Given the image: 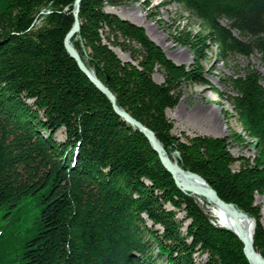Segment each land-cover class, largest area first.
Here are the masks:
<instances>
[{
    "label": "trees",
    "instance_id": "trees-1",
    "mask_svg": "<svg viewBox=\"0 0 264 264\" xmlns=\"http://www.w3.org/2000/svg\"><path fill=\"white\" fill-rule=\"evenodd\" d=\"M73 2L0 0V207L11 214L28 197L39 206L19 264H195V252L206 255L203 264H250L239 238L212 223L200 205L204 198L179 190L146 137L114 113L68 55L62 42ZM175 2L204 31L178 38L193 51L189 68L169 59L142 26L106 11L111 0H82L79 32L70 41L116 105L155 133L170 160L178 151L185 171L254 220L251 241L264 257L255 203L264 195L260 74L247 65L224 81L230 109L253 139V157L233 156L222 136L182 140L165 112L179 102L182 85L207 84L195 66L207 42L220 57L257 52L264 60V0ZM156 69L160 83L151 76ZM60 129L63 141L55 140Z\"/></svg>",
    "mask_w": 264,
    "mask_h": 264
},
{
    "label": "rangeland",
    "instance_id": "rangeland-1",
    "mask_svg": "<svg viewBox=\"0 0 264 264\" xmlns=\"http://www.w3.org/2000/svg\"><path fill=\"white\" fill-rule=\"evenodd\" d=\"M111 1L114 4H106V11L142 26L150 40L160 46L174 63L183 64L187 68L194 63L193 51L180 43L178 38L184 37L186 32L201 35L204 31L199 20L188 14L181 4L175 0ZM216 48L215 45L207 42V46L201 49L203 57L195 64L198 74L207 84L182 85L179 102L165 111L166 116L173 123V135L179 136L182 140L184 136L192 134L222 136L228 139L229 150L233 156L253 157V139L244 133L240 123L236 121L230 103L226 100V96L232 92L224 85V81L230 75L241 74L243 69L250 65L260 74V83L264 86V60L260 59L257 52L249 57H241L237 54L220 57ZM113 49L121 60H130L128 53L118 47ZM162 74L156 69L151 76L160 83L163 81ZM55 138L57 141L64 140L62 129L56 132ZM238 166L239 161L233 164V169L236 170ZM36 201L38 200L34 197L24 199L17 209L11 210V214H7L6 209L0 207V264H19L23 244L35 233L33 221L39 210ZM255 203L260 207L261 222L264 226V195H256ZM200 205L210 214V219L214 223L216 207L209 203H200ZM165 208L171 209V206L166 205ZM182 217L183 212H179L178 218ZM144 221L150 226L151 222L148 219L145 218ZM192 256L195 264H203L206 260V255L198 252Z\"/></svg>",
    "mask_w": 264,
    "mask_h": 264
},
{
    "label": "water",
    "instance_id": "water-1",
    "mask_svg": "<svg viewBox=\"0 0 264 264\" xmlns=\"http://www.w3.org/2000/svg\"><path fill=\"white\" fill-rule=\"evenodd\" d=\"M82 0H74L73 2V9H72V25L70 27L69 30H67L68 32L66 33L64 40H63V45L64 48L66 50V52L68 53V55L73 58L77 64V67H79V69L87 76L86 78L90 80V82L97 88V90H99L101 93H103L109 100V102L112 105V108L114 110V113L119 115L120 118L127 123V125L136 128L139 132H141L144 137H146V139L148 140V143L151 146V149H153L161 164L163 165V167L167 170L166 172H169L170 175L172 176L173 180H174V184L179 188L180 191H187L190 190V187H186L185 185H183L181 182H177V180L175 179V167L178 168V171L183 173V174H189L193 177L198 178V180L200 179L201 181H203V183H205L206 188L208 190V193L206 195H208L209 199H211V201H213L214 203H216L218 206L223 207L224 209H226L228 212L231 213L232 218L235 220V223L237 222V218H235V208H237L236 206H234V204L230 203V202H225L223 201L218 194H216V192L209 186L208 183H206L205 179L203 177H201L200 175H198L197 173H193L191 171H185L177 162L176 158L179 157V153L178 151H173V159L175 160L176 163H173L169 157L166 154L165 149L163 148L162 144H160L159 140L157 139L155 135V133L150 130L149 128H147L145 125H142V123L140 121H138L137 119H135L134 117H132L129 113H127L125 110L119 108L116 105V102H114L115 100V96L114 94L108 90L109 88L107 87V85H105L99 78H97V76L95 75V73L89 69L87 66H85L83 60L81 59L78 50L76 49V47L70 43L72 37H74L79 31V27H80V21H79V8H80V3ZM254 222V221H253ZM237 231H231L233 232L238 238L239 241L242 242L243 244V251L247 258V260L250 263V258L252 257L253 259L261 262L262 264H264V257L258 253L253 246H247L246 241L243 239V232L239 229L240 226L237 224ZM255 227V224H254ZM251 256V257H250Z\"/></svg>",
    "mask_w": 264,
    "mask_h": 264
},
{
    "label": "bare ground",
    "instance_id": "bare-ground-1",
    "mask_svg": "<svg viewBox=\"0 0 264 264\" xmlns=\"http://www.w3.org/2000/svg\"><path fill=\"white\" fill-rule=\"evenodd\" d=\"M171 161L173 163H176L173 158H171ZM174 172H175V179L177 180V182H181L183 185H185L188 188L190 187V190L183 192L187 193V195L202 197L207 203L211 205L213 204V206L216 207V214L213 217L214 224H217V226L222 227L224 228V230L226 229L229 231H237L236 225L238 224L240 226L239 229L243 232V239L246 241L247 246H253L251 240L253 236L254 222L253 219L249 217L248 214H246L245 212L241 211L238 208H235V213H236L235 218H237V222L235 223V220L232 218L230 212H228L223 207L218 206L216 203L211 201V199H209L208 195H206L208 193V190L206 188L205 183H203V181H201L200 179L198 180V178L193 177L187 173L183 174L179 172L178 168L176 167ZM241 222H244V224H242ZM250 264H262V263L251 257Z\"/></svg>",
    "mask_w": 264,
    "mask_h": 264
}]
</instances>
